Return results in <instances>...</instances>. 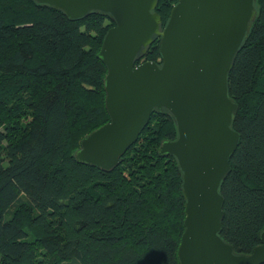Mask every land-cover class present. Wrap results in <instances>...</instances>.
Listing matches in <instances>:
<instances>
[{
  "label": "trees",
  "instance_id": "1",
  "mask_svg": "<svg viewBox=\"0 0 264 264\" xmlns=\"http://www.w3.org/2000/svg\"><path fill=\"white\" fill-rule=\"evenodd\" d=\"M176 1L158 0L162 27ZM255 7L228 74L239 142L220 186V236L240 254L264 229V0ZM112 25L0 0V264H179L181 177L158 154L176 136L171 117L152 114L110 171L73 157L108 121L97 54ZM157 45L136 64L158 62Z\"/></svg>",
  "mask_w": 264,
  "mask_h": 264
},
{
  "label": "water",
  "instance_id": "2",
  "mask_svg": "<svg viewBox=\"0 0 264 264\" xmlns=\"http://www.w3.org/2000/svg\"><path fill=\"white\" fill-rule=\"evenodd\" d=\"M33 1L71 21L96 13L113 23L97 54L106 69L108 121L81 139L75 161L114 169L151 115L166 113L176 136L162 141L158 154L171 156L181 177L179 264H264V229L247 254L220 236V186L239 142L228 74L256 17V0H177L163 27L158 0ZM156 39L159 61L136 64Z\"/></svg>",
  "mask_w": 264,
  "mask_h": 264
},
{
  "label": "rangeland",
  "instance_id": "3",
  "mask_svg": "<svg viewBox=\"0 0 264 264\" xmlns=\"http://www.w3.org/2000/svg\"><path fill=\"white\" fill-rule=\"evenodd\" d=\"M24 199V197H22Z\"/></svg>",
  "mask_w": 264,
  "mask_h": 264
}]
</instances>
